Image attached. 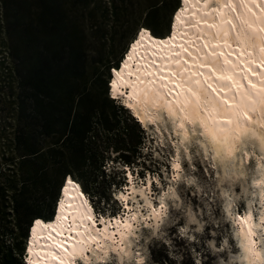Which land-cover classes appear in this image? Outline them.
<instances>
[{
	"label": "rangeland",
	"instance_id": "1",
	"mask_svg": "<svg viewBox=\"0 0 264 264\" xmlns=\"http://www.w3.org/2000/svg\"><path fill=\"white\" fill-rule=\"evenodd\" d=\"M183 1L57 0L66 19L67 29L76 32L73 36L82 52L84 70L86 73L95 71L99 76V85H102L109 75L106 67L112 68L116 63L117 67H120L119 62L129 56L131 46H135L139 36L143 37L148 33L151 39L158 40L157 42H169L173 24L181 17L178 6L181 8ZM3 17V9L0 6V180L13 178L18 182V189L25 183L26 193L36 198L35 205L28 210V218L31 220L36 216L34 220L43 219L42 217L50 216L53 204H56L54 207L58 214L64 188H61L58 194L53 184L55 172L51 163L54 158L44 162L33 161V166L38 167L37 184L29 180V170L19 165L25 154L23 148L27 138L34 149L44 152L51 146L52 136L43 132L39 118L30 116L28 111H14L9 97L6 96L9 80L6 68L11 62V57L7 49L6 24ZM150 29L159 35L158 39L153 37ZM166 37L168 38L163 40ZM154 44L163 45L155 42ZM112 75L115 77V73ZM110 85L108 87L112 90ZM88 88L93 90L92 85ZM98 89L94 88L97 91ZM91 100L96 106L111 110L112 103L105 102L102 96L94 95ZM116 109L119 118L123 120V126H127L128 130L125 137L121 138H124L125 142L129 141L131 147L138 146V157L126 164L119 157V153L128 152L115 151L110 147L98 171L102 176H98L95 183L94 177L86 173L71 175L76 183L81 184L82 180L89 183V191L82 190L89 194L98 218L105 217L109 221L114 217L119 219L121 215L122 218L133 214L136 207L142 214L149 209L157 213L164 209V212L157 224L147 225L151 223L147 218L142 219L137 228L135 227L131 243L133 251L129 256L124 255L118 259L116 252L110 251L109 257L101 264H240L239 245L228 210L242 215L247 210V202L251 201L254 218L259 216L261 205L256 199V187L251 180L257 175L256 159L264 162V156H260L256 145L244 141L245 143L240 145L244 146H239L233 157L230 156L232 159L214 157L211 149H204L205 146L199 142L200 137L196 132H190L189 137L180 141L165 116L161 118L162 121L157 119L155 122L145 125L141 123L139 126L127 112L118 106ZM243 155L247 156L245 160L241 159ZM174 162L179 165L178 170L173 166ZM43 172L46 173L42 175ZM40 179L45 181L44 189ZM66 184L67 182L64 183ZM130 185L144 189L146 197L152 202V208L148 207L146 210L138 191L135 197L131 195ZM18 192L19 190H11L8 195L12 196ZM121 194H126L127 198L120 199ZM161 201L164 205L162 208ZM7 204L5 213L9 214V217H6L8 222L1 224L3 228L0 227V264L1 257L7 254L8 249L15 245L16 248L24 246L25 226L16 225V218L19 212L24 213L27 210L23 206L16 211L12 209L15 203ZM1 215L0 209V217ZM43 220H38L37 224L46 225ZM3 230L8 234L3 235ZM27 244L29 247L30 238L25 243L26 248ZM16 251L17 249H14V252ZM138 253L142 256L141 262L134 257ZM77 261L80 264H90L84 263L81 258ZM19 262L23 264L22 260Z\"/></svg>",
	"mask_w": 264,
	"mask_h": 264
},
{
	"label": "bare ground",
	"instance_id": "2",
	"mask_svg": "<svg viewBox=\"0 0 264 264\" xmlns=\"http://www.w3.org/2000/svg\"><path fill=\"white\" fill-rule=\"evenodd\" d=\"M232 7H225L224 0L207 3L184 0L180 8L182 19L177 17L173 24L170 42L157 45L148 33L139 36L123 60L121 70L116 71L117 68L111 73H115L111 94L128 91L122 100L143 125L165 116L180 141L189 137L190 132L198 133L199 142L204 149H211L214 157H233L244 141L256 145L260 156H264V138H261L264 129L260 128L264 124V31L260 30L264 25V3L240 6L256 26L252 29L246 24L242 26L253 34V39L241 37L225 23L233 19L237 25L241 24L235 19L237 13L231 12ZM248 7L257 15L248 13ZM229 52L232 54L228 55ZM191 89H196L197 94L193 95ZM245 112L252 117L251 124L244 119ZM176 165L174 162L173 166ZM256 165L257 175L251 182L261 205L258 218H254L251 201L242 215L228 210L239 245L240 264H264V162L258 158ZM67 180L68 177L61 189V203L58 198L55 221L35 224L29 237L30 246L27 244L26 248L28 264H76L79 258L84 263L101 264L110 251L116 252L118 259L129 256L133 251L135 227L147 218L151 221L147 225L157 224L164 212V209L158 213L149 209L152 202L144 189L130 185L131 195L135 197L138 191L149 211L142 214L136 207L126 217H114L110 221L101 217L103 223L94 227L92 210L80 197L78 186ZM119 198L123 200L127 195L121 194ZM69 236L72 238L66 239ZM62 242L63 246L58 248ZM134 257L142 261L139 253Z\"/></svg>",
	"mask_w": 264,
	"mask_h": 264
},
{
	"label": "trees",
	"instance_id": "3",
	"mask_svg": "<svg viewBox=\"0 0 264 264\" xmlns=\"http://www.w3.org/2000/svg\"><path fill=\"white\" fill-rule=\"evenodd\" d=\"M0 6L3 9L7 49L11 57L6 68L9 78L6 96L9 97L14 111H28L30 116L39 118L43 132L52 136L51 146L44 152L34 149L28 138L26 139L23 148L25 154L19 165L29 170V180L38 183V167L33 166V161L44 162L54 158L51 163L55 172L53 184L59 194L67 177L74 181L71 173H86L94 177L95 183L98 176H102L98 171L110 147L115 151H127L128 153L120 152L119 157L126 164L133 162L139 154L138 146L131 147L129 141L125 142L121 138L125 137L128 130L127 126H123L116 107L127 112L139 126L140 123L128 108L110 96L108 83L114 78H111L110 66L106 67L109 75L102 85H99V76L95 71L85 72L81 49L73 36L76 32L67 29L66 19L57 0H0ZM150 32L153 37L159 38L153 30L150 29ZM157 41L154 39L153 42ZM117 66L118 63L114 67ZM120 70L118 67V71ZM89 85L93 86V90L88 88ZM94 95H100L105 102H111V110L96 106L91 100ZM39 181L44 189V179ZM17 183L13 178L0 180V227L3 228L1 224L8 222L6 203H15L12 209L16 211L24 206L27 211L19 212L16 225L25 226V247L16 248L15 245L8 249L7 254L1 257V264H19L20 260L25 264L27 236L36 228L38 220L52 221L56 213V204H53L49 217L34 220L35 216L29 220L28 210L33 208L36 198L26 193L25 183L19 189ZM79 185L83 190L89 191L88 182L82 180ZM11 190L19 192L9 196L8 191ZM32 220L34 221L31 222ZM3 231V235L8 234L6 230ZM14 249L17 251L14 252Z\"/></svg>",
	"mask_w": 264,
	"mask_h": 264
},
{
	"label": "snow or ice",
	"instance_id": "4",
	"mask_svg": "<svg viewBox=\"0 0 264 264\" xmlns=\"http://www.w3.org/2000/svg\"><path fill=\"white\" fill-rule=\"evenodd\" d=\"M185 2H187V0H185ZM205 3L208 2V0H204ZM258 3H264V0H224V4L225 7L229 6V5H233V7L231 8V12L232 13H237V15L235 16L236 20H239L241 22L240 25H237L233 19H227L225 21L226 24L231 26L232 30H235L237 32H239L241 37H245L247 39H253V34L247 30H245L242 26L243 25H247L248 29H252L255 26L254 22L251 21L248 17L247 14L241 10L240 6L241 5H253V4H258ZM248 13H253V15H257V13L254 12V10L251 7H248L247 9ZM213 25L209 24V27H212ZM260 30L264 31V25L260 26ZM149 39H151V37H149ZM160 43H166V41H160ZM232 53L229 52L228 55H231ZM160 71H163V69H159ZM253 72H255V70L253 69ZM179 74V73H178ZM163 79V77H162ZM210 87V85H209ZM253 87H255V84H253ZM169 92H172V89H169ZM191 92L193 95L197 94V90L196 89H191ZM244 119L247 120L248 124L252 123V117L250 115L247 114V112H245L244 114ZM245 127H247V125H245ZM261 129H264V124L260 125ZM255 138V137H254ZM261 138H264V132L261 133ZM175 167L179 168V165H176ZM68 183H72L71 180L68 181ZM160 207H164V205H160ZM89 219H91V217H89ZM100 223H103V219L100 218ZM72 237H67L66 239H71ZM63 246V242L60 245H57L58 248ZM54 259L56 258L55 256L53 257Z\"/></svg>",
	"mask_w": 264,
	"mask_h": 264
},
{
	"label": "water",
	"instance_id": "5",
	"mask_svg": "<svg viewBox=\"0 0 264 264\" xmlns=\"http://www.w3.org/2000/svg\"><path fill=\"white\" fill-rule=\"evenodd\" d=\"M179 7V6H178ZM125 54V53H124ZM123 57V56H122ZM120 61V60H119ZM110 73H112V71H110ZM112 78V77H111Z\"/></svg>",
	"mask_w": 264,
	"mask_h": 264
}]
</instances>
